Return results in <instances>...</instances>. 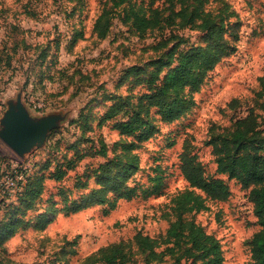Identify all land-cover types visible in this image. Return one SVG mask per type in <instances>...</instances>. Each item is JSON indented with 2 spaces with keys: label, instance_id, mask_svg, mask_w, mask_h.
<instances>
[{
  "label": "rangeland",
  "instance_id": "rangeland-1",
  "mask_svg": "<svg viewBox=\"0 0 264 264\" xmlns=\"http://www.w3.org/2000/svg\"><path fill=\"white\" fill-rule=\"evenodd\" d=\"M132 1L141 3L146 14L148 6L168 12L166 0ZM205 3L229 19L231 27L224 37L236 46L235 51L207 72L199 90L191 94L194 103L178 118L165 121L154 107L149 108L153 133L132 150L138 165L127 179L128 186L136 187L135 196L119 198L113 207L108 203L84 204L80 210L65 214L59 189L71 190L68 201L78 199L97 186V165L120 151L113 143L134 140L114 127L120 115L101 120L111 102L126 95L135 102L147 92L146 81L153 71H157L155 84L166 71L165 67L149 65L124 77V69L162 58L174 44L179 50L191 44L205 45L208 40L203 31L183 26L139 36L122 22L121 15L114 16L105 35L98 37L93 24L110 0H0V118L17 94L31 117H61L44 141L22 156L0 139V219L4 204L13 199L17 173L23 170L44 176L43 192L34 204L49 201L39 223L42 228L19 227L0 244V259L9 258L14 264H106L93 262L92 254L97 255L102 246L122 242L127 257L114 264H132V257L136 264H142L145 253L134 234L158 237L181 218L193 221L219 240L222 264H252L250 240L261 226L253 213L249 188L227 173L216 172L207 140L233 130L236 119L245 116L250 106L259 114L257 120L264 122L260 108L263 90L258 80L264 74V0ZM162 41L165 47H156ZM139 78L143 80L134 84ZM101 141L106 144L105 155L95 153ZM184 148L195 154L206 173L225 181L230 191L225 200L207 198L193 188L206 198L207 208L183 212L176 208L175 195L191 188L179 168ZM69 159H74L73 163L69 162L64 177L56 181L52 175ZM5 174L15 175L14 185L7 183ZM78 180L87 183L73 187ZM12 187L14 191L9 192ZM39 210H28L22 218L33 222ZM164 258L171 260L167 254Z\"/></svg>",
  "mask_w": 264,
  "mask_h": 264
},
{
  "label": "trees",
  "instance_id": "trees-1",
  "mask_svg": "<svg viewBox=\"0 0 264 264\" xmlns=\"http://www.w3.org/2000/svg\"><path fill=\"white\" fill-rule=\"evenodd\" d=\"M110 1L111 4L108 7L104 5L94 21L93 30L98 37L105 35L114 16L121 15L122 22L129 24L139 36L153 32L161 34L169 27L183 26L203 31L208 42L205 45L191 44L179 50H176L177 44H174L162 58L158 57L142 65L132 64L124 69V77L142 72L149 65H154L156 69L165 67L166 71L159 84H155L157 71H153L146 81L147 92L141 94L135 102L131 101L128 95L111 102L101 120L114 119L120 115L121 118L114 122V127L121 135L134 137V140L113 143V147L119 146L120 151L97 165L94 169L97 186L78 199L68 201L71 190L59 189L57 194L61 197V207L65 209V214L80 210L84 204L108 203L113 207L119 198L129 199L135 196L136 187L128 186L127 179L138 165V156L132 150L153 133L149 108L154 107L155 113L165 121L178 118L194 103L191 94L199 90L207 72L222 57L236 49V46L224 37L226 30L231 27L229 19L217 13L216 9L207 8V0H166L169 3L167 13L148 6V14L145 13V7L136 1ZM237 26L238 23L235 24L236 28ZM164 45L162 41L156 44V47H165ZM142 80L143 78L136 79L134 84ZM258 80L263 90L260 108L264 110V74L260 75ZM253 107L250 106L245 116L236 119L233 130L213 135L207 140V144L214 155L216 172L227 173L241 186L249 188L253 213L261 226L250 240V256L252 264H264V122L257 120L259 114L253 113ZM106 151V144L101 141L95 153L105 155ZM82 155L83 153L79 154L78 158ZM73 161L74 159H69L66 166L56 170L52 177L56 181L61 180L69 168V162ZM179 161L180 171L191 188H185L175 195L177 209H182L183 212L207 208L206 198L195 193L193 188L199 189L211 199L225 200L229 196L230 191L225 181L221 177L206 173L194 153L184 148L179 155ZM21 175L16 182L13 199L4 204L5 217L0 219V244L16 234L19 227L42 228L39 223L49 207V201L39 200L40 202L34 204L35 199L43 192L44 176L35 175L33 170H23ZM86 183L85 180H78L73 187H81ZM32 186L35 187L34 190H31ZM50 198L51 196H48L46 199ZM31 209H42L37 212L33 222L22 218L25 212ZM133 238L145 253L142 264H222L223 261L219 240L193 221L186 222L177 218L171 222L163 235L150 237L138 232ZM162 244L164 247L157 249ZM124 247L122 242L102 246L97 255L92 254V261L102 260L106 264L124 261L127 257ZM166 254L169 255L170 261L165 260ZM129 260L136 264L135 258ZM0 264L14 263L6 258L5 261L0 259Z\"/></svg>",
  "mask_w": 264,
  "mask_h": 264
},
{
  "label": "water",
  "instance_id": "water-1",
  "mask_svg": "<svg viewBox=\"0 0 264 264\" xmlns=\"http://www.w3.org/2000/svg\"><path fill=\"white\" fill-rule=\"evenodd\" d=\"M60 118L58 114L31 117L20 94H17L15 100L7 103L0 118V139L22 156L33 146L42 143L47 132L57 125Z\"/></svg>",
  "mask_w": 264,
  "mask_h": 264
},
{
  "label": "built area",
  "instance_id": "built-area-1",
  "mask_svg": "<svg viewBox=\"0 0 264 264\" xmlns=\"http://www.w3.org/2000/svg\"><path fill=\"white\" fill-rule=\"evenodd\" d=\"M7 174V173H6ZM5 174V175H6ZM6 177H7V183H9V184H11V185H14V182H13V179H14V177H15V175H14V177L11 175V174H9V175H6ZM18 179L19 178H21L22 176H21V173H17V176H16ZM8 178L10 179V180H8ZM9 186L7 185L6 186V188H7V190L9 189L8 188ZM3 188V189H2ZM1 189H2V191L3 192H6V190L4 189V186L2 187ZM12 191H14V187H12V189H11V191H9V192H12Z\"/></svg>",
  "mask_w": 264,
  "mask_h": 264
}]
</instances>
